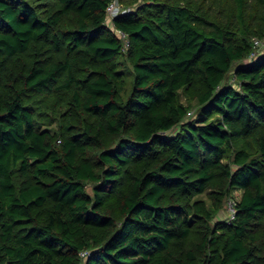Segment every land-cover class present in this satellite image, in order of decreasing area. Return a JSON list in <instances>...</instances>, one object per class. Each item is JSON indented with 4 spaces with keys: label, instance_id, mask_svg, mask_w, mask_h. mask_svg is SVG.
Wrapping results in <instances>:
<instances>
[{
    "label": "trees",
    "instance_id": "trees-1",
    "mask_svg": "<svg viewBox=\"0 0 264 264\" xmlns=\"http://www.w3.org/2000/svg\"><path fill=\"white\" fill-rule=\"evenodd\" d=\"M111 1L0 0V264H264V0Z\"/></svg>",
    "mask_w": 264,
    "mask_h": 264
},
{
    "label": "rangeland",
    "instance_id": "rangeland-1",
    "mask_svg": "<svg viewBox=\"0 0 264 264\" xmlns=\"http://www.w3.org/2000/svg\"><path fill=\"white\" fill-rule=\"evenodd\" d=\"M109 24H111V22L109 21ZM262 41V46H261V48H260V50L259 51H263L264 50V39H262L261 40ZM258 51V52H259ZM125 67L127 68V69H129V67H130V65H129V62L128 61H126V63H125ZM127 78L129 79V80H131V74H127ZM230 82H234V79H233V76L232 75H230V78L228 79ZM180 98L182 99V101L185 103V104H188V105H190V112H191V114H189L188 116L189 117H193L194 115H195V109H194V107H195V105H196V102H195V100L192 98V92L191 91H182L181 92V94H180ZM49 127H51V129H53V128H56L57 127V123H54L53 125H48ZM89 190H90V188H89ZM239 194H240V191H235L234 192V196H235V198L237 199L238 197H239ZM203 198L206 200V202H207V204H208V206L210 205V203H209V201H208V199H207V196L206 195H204L203 196ZM230 201H232V200H229V199H226V200H224L223 202H222V208H221V210L216 214V216H217V218H221V219H225V218H227V216H230V208H229V204H228V202H230ZM215 216V217H216ZM214 217V218H215ZM197 238V236H195L193 239H196Z\"/></svg>",
    "mask_w": 264,
    "mask_h": 264
},
{
    "label": "built area",
    "instance_id": "built-area-1",
    "mask_svg": "<svg viewBox=\"0 0 264 264\" xmlns=\"http://www.w3.org/2000/svg\"><path fill=\"white\" fill-rule=\"evenodd\" d=\"M123 11V8L121 6V4H119L118 0H112L106 9V14H107V20L108 22L112 21L114 19L115 16H117L118 14H120ZM119 37L122 39L123 42V47L126 48L129 44V40L127 39L126 34L121 31V30H116ZM253 43H254V49L250 54V57L252 58L253 56H255V54L258 52V49L261 48L262 46V41L254 38L253 39ZM191 114V112L188 113V115ZM229 204V208H230V216L232 217L233 213H234V202L230 201L228 202ZM85 255H87L86 251H82L80 252V256L84 257Z\"/></svg>",
    "mask_w": 264,
    "mask_h": 264
}]
</instances>
